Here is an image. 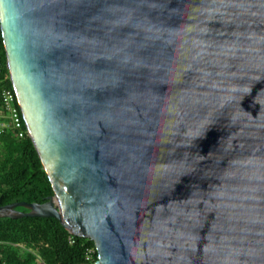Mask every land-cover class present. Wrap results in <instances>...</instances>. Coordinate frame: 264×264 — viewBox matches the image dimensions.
Wrapping results in <instances>:
<instances>
[{
	"label": "water",
	"instance_id": "water-1",
	"mask_svg": "<svg viewBox=\"0 0 264 264\" xmlns=\"http://www.w3.org/2000/svg\"><path fill=\"white\" fill-rule=\"evenodd\" d=\"M0 35L53 192L0 217L94 264H264V0H0Z\"/></svg>",
	"mask_w": 264,
	"mask_h": 264
},
{
	"label": "trees",
	"instance_id": "trees-1",
	"mask_svg": "<svg viewBox=\"0 0 264 264\" xmlns=\"http://www.w3.org/2000/svg\"><path fill=\"white\" fill-rule=\"evenodd\" d=\"M11 89L0 35V91ZM53 196L28 136L0 134V206L42 204ZM26 212L24 208H17ZM92 251L88 261L85 252ZM91 241L68 234L53 218L0 217V264H94Z\"/></svg>",
	"mask_w": 264,
	"mask_h": 264
},
{
	"label": "built area",
	"instance_id": "built-area-1",
	"mask_svg": "<svg viewBox=\"0 0 264 264\" xmlns=\"http://www.w3.org/2000/svg\"><path fill=\"white\" fill-rule=\"evenodd\" d=\"M11 132L17 139L27 136L19 105L14 90L2 89L0 91V134ZM92 251L85 252V261H88Z\"/></svg>",
	"mask_w": 264,
	"mask_h": 264
}]
</instances>
